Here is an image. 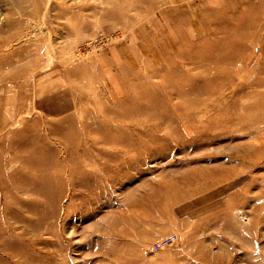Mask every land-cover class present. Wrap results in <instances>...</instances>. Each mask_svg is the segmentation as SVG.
<instances>
[{
    "label": "rangeland",
    "instance_id": "374dc122",
    "mask_svg": "<svg viewBox=\"0 0 264 264\" xmlns=\"http://www.w3.org/2000/svg\"><path fill=\"white\" fill-rule=\"evenodd\" d=\"M0 264H264V0H0Z\"/></svg>",
    "mask_w": 264,
    "mask_h": 264
},
{
    "label": "built area",
    "instance_id": "2783aa9c",
    "mask_svg": "<svg viewBox=\"0 0 264 264\" xmlns=\"http://www.w3.org/2000/svg\"><path fill=\"white\" fill-rule=\"evenodd\" d=\"M174 240H176L175 236L169 237L165 240H162V241L158 242V244H155L154 249L159 250V249H162L164 246H169L175 242Z\"/></svg>",
    "mask_w": 264,
    "mask_h": 264
},
{
    "label": "bare ground",
    "instance_id": "6f19581e",
    "mask_svg": "<svg viewBox=\"0 0 264 264\" xmlns=\"http://www.w3.org/2000/svg\"><path fill=\"white\" fill-rule=\"evenodd\" d=\"M175 243V242H174ZM159 250H161V249H159Z\"/></svg>",
    "mask_w": 264,
    "mask_h": 264
}]
</instances>
